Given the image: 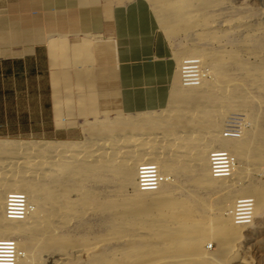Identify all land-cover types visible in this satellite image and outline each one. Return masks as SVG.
<instances>
[{
  "label": "bare ground",
  "instance_id": "1",
  "mask_svg": "<svg viewBox=\"0 0 264 264\" xmlns=\"http://www.w3.org/2000/svg\"><path fill=\"white\" fill-rule=\"evenodd\" d=\"M151 3L167 37L194 34L197 32V25L204 19L200 11L203 3L199 4L200 6H194L190 0H152ZM185 50V57L176 52L179 58L177 59L179 84L182 86L179 79L182 60L198 59L199 66L206 76L190 78L189 86L185 87L189 91V96L186 92L179 91L180 88H173L171 98L174 96L176 102L188 99L201 87L207 91L204 86L209 82L210 72L218 75L223 73L221 68L225 57L222 54H212L204 60V57L195 52L194 48ZM204 64L209 66V70ZM249 74L251 75L250 72L244 73L246 77L251 78ZM226 101L228 105L213 109L217 115H214V111L211 112L212 117L208 123L212 126V130L208 131L205 128L204 137L196 140L191 138L193 132L190 131L192 128L190 126L193 121L187 122L186 131L181 130L184 128L183 117L186 119L183 109L180 111V116L177 115L178 110L174 109L166 116L163 114L151 116L148 121L138 123L123 117L84 122L82 130L86 135V140L83 142L1 139L0 249H4L6 253L3 254V262L22 263L23 252L27 251L32 254L44 252L47 255L57 251V258L61 260L62 252L65 250L67 254L73 252L75 255L70 257L73 259L71 264L76 263V256L79 254H84V259L80 264H199L205 261L202 259L204 254L202 245L207 240L216 242L220 257L225 260L234 259L237 255L235 243L241 236L242 228L237 226L233 219L232 211L236 199H240V204L254 201L252 216H256L255 211L264 204V182L257 183L259 180H254L256 176L250 179L256 183L248 187L240 190H233L231 187L233 193L221 195L217 199L219 208L231 207L225 209L226 216H223L220 211L214 216H208L198 214L189 201L173 196L170 191V184L173 181L164 183V178H162L172 173L179 175L181 171H185L182 162L186 156H189L191 148L187 149L188 144L191 143L194 148H197V156L204 157L206 154L204 142H207L206 149L215 145L223 147L220 149L228 148L229 150H224L230 152L236 158L235 160H238L237 166L228 178L212 177L211 174H219V165L210 166L208 176L210 180L218 182V187L231 186L232 183L225 179L233 177L236 169L239 172V160L247 157L250 148L253 150L250 162L254 163L257 170L255 173L259 175L264 173V144H252L255 142L256 132L252 130L248 110L246 108L234 110L236 98ZM184 108L188 110L187 107ZM237 112L245 114L244 120L239 123V130L243 131L236 137L223 136L221 129L224 120L229 116L228 114ZM162 121L164 124H159ZM94 132L97 134L106 132L111 135L94 140L93 136L97 135L93 134ZM128 140L131 143L126 142ZM94 141H99L101 145H104L100 146V150L95 149V151H102L107 156L109 145L116 144L119 149L116 151H120L122 155L120 166H117L114 160L105 162L106 170L109 169L118 175L115 178L122 183L117 188L120 197L109 198L101 191L94 189L87 191L86 186L79 189L77 186L71 188L66 184L68 180H77L78 178L73 176H78L86 170L89 176H84L82 181L97 183L104 181V178L91 176L98 167L103 169L104 162L87 161L89 150L91 149L90 154L92 155L94 147H97ZM2 154H4L3 158ZM97 156L103 160L100 153ZM197 160L201 161L200 158ZM198 161L195 162L196 166H200ZM151 168L155 176L159 178V180L157 178L158 185L153 187L149 186L153 184L149 178L143 175ZM208 182L210 181L205 177L192 181L194 184L205 185H209ZM214 182L210 184L213 185ZM127 187L132 189L131 195H124ZM72 192H76V199L70 198ZM13 194L23 197L24 210L14 211V217H8L7 203ZM234 197L236 199L231 206ZM78 204L92 206L106 215L103 221L106 225L105 231L92 245H87V243L93 242L94 239L85 238L76 234L75 231L67 233L65 230L63 231L65 233L59 234L52 231L56 228L62 230L69 225L73 216L84 213L79 212L75 207ZM66 205L71 207L64 209ZM139 228L156 231L159 239L152 240L141 234L138 235L135 229ZM11 233H23L25 236L18 243L13 238L1 239L2 235ZM108 236L116 242L105 244ZM8 241L14 244L6 246ZM120 254H122L121 257H119ZM11 260H13L12 263Z\"/></svg>",
  "mask_w": 264,
  "mask_h": 264
},
{
  "label": "rangeland",
  "instance_id": "2",
  "mask_svg": "<svg viewBox=\"0 0 264 264\" xmlns=\"http://www.w3.org/2000/svg\"><path fill=\"white\" fill-rule=\"evenodd\" d=\"M68 1H70V4H68ZM74 1L75 0H0V43L3 42V44H0V56L3 54L2 51L6 49L19 48L24 41L28 40V36L29 40L36 41L35 25L37 21L32 15L33 13L40 12L45 13V15L47 14V19L51 24V17L53 16V13L59 12L62 6L66 9L73 6L72 3H76ZM126 1L127 0H123L121 2H118L117 0H97L95 2L84 1V3H90L93 5H117L120 3L125 4ZM148 1L150 2V5H152V0ZM190 1L194 3V6H200L199 4L203 3V7L200 8V11L204 16V19L197 25V32L194 34L187 33L167 37L161 28L156 12H153L159 25L157 32L160 37L164 38L166 42L169 43L173 51L172 54L178 52L185 57L184 54L186 53L185 51H187L185 49L194 48L195 52L200 53L204 57V60H207L212 54H222L225 57L221 68L223 73L218 75L214 72H210L208 79L209 82L204 86L207 91L201 87L188 99L177 102L175 101L174 96H172L168 106L160 111L138 114L121 113L111 116L77 118L74 121L68 122L66 121V118L62 117L50 118L48 116H39V104L44 103L43 98L38 99V96L33 92H31L27 98H23L19 93L21 87L19 84L15 86L3 84L0 88L3 87L10 90L9 88L14 87L18 90V92L12 93V91H8L5 95L0 92V140H77L83 142L86 140V135L82 130V123L84 122L123 117L129 118L138 123L145 120L148 121L151 116L154 117L160 114L166 116L171 114V111L174 109L178 110V116L181 115V109L184 111L183 114H186V119L183 117L182 120L184 123V128H181L182 131H186L185 128L188 127V121H193V123L191 122L192 124L190 127L192 128L190 131H192L194 135L192 134L191 138L192 140H196L204 137L205 128H207L208 131L212 130V126L208 123V120L212 117L211 112L214 111L213 109H220V106L229 104L226 101L227 99L236 98V102L234 103L236 108L234 110L246 108V110H248L247 114L252 122V130L253 132H256L254 134L255 142L252 144H264V0ZM75 7L76 6L74 4L73 8L69 10H74ZM151 8L154 10L153 6H151ZM22 27L24 30L23 34L26 35L25 37L22 36V32L20 37L15 38L11 37L13 34L7 32L8 29H22ZM31 27L34 28L31 29ZM28 28L30 31H27ZM48 29L49 30L45 32L47 35L55 32L51 27ZM204 66L206 69L209 68L206 64H204ZM245 72H250L251 75L249 74V76H251V78L246 77L244 75ZM29 88L35 89V86L30 85ZM176 88H180L179 91L186 92L189 96V91H187V89L182 87L179 83L176 85ZM175 94L177 95V92ZM3 105L7 107L3 109ZM184 107H187L188 110ZM42 112L44 114L45 110H42ZM214 115H217V112L214 111ZM163 122L164 121L159 122V124L162 125L164 124ZM249 123L250 121L248 124ZM53 127L56 129L55 132L52 130ZM93 134H97V132H94ZM109 135H111V133H99L94 135L93 139H103L104 136ZM94 142V145L97 147H94L92 155L90 154L92 152L91 149L89 150L87 161L96 160L98 162H104L102 164L103 169L98 167V169H95V172L91 174V176L104 178V181L99 183L89 182L87 180L82 181L84 176H89V173L86 170L78 176H73L74 178L77 177V180H68L66 181V184L71 188L77 186L79 189L82 186H86L88 188L87 191L92 189L95 191H101L102 194L109 198L120 197L117 188L121 186L122 183L115 178V176L118 175L109 169L106 170L107 165L105 162L108 160H114L116 162L115 164L120 166L121 163L119 162L122 161V155L120 154V151H116V149H118L116 144L109 145V149L106 152L107 156L104 155L102 151L97 152L95 149L100 150V146L104 145H101V142L99 141ZM126 142L131 143L130 140ZM206 143L207 142H204L203 145L206 152L204 157L197 156V148H194L191 143L188 144L187 149L191 148L189 156H186L185 160L182 162L185 171H181L179 175L172 173L171 175L163 176L162 178H164V183H169L170 180H172L173 183L170 184V191H172V195L189 201L193 204L198 214L214 216L216 212L220 211L223 216H226L224 213L225 209L231 207L227 206L224 209L222 206L219 208L217 205L218 197L228 193H233V190H240L246 186L248 187L249 185L256 183V181H250V179H254L256 176L257 178L254 180H259L257 183L264 182V173H260V175L259 173H255L257 170L254 163L250 162V160L252 161L253 156V150L250 148L247 152V157L239 160V172L238 169H236V174L233 177L225 179L232 183L231 186L226 185L224 187L223 185L222 187H218V182L210 180L208 176V172L210 175L209 152L213 149L223 147L215 145L211 147L212 149H206ZM224 149L229 150L228 148ZM30 151L31 149L29 152ZM98 153L101 154V158L103 160L97 156ZM1 156L3 158L4 154ZM162 156L163 155H161V157ZM165 157L166 156H164V158ZM232 157L234 160L236 159L233 155ZM197 158H200L201 161H198ZM196 161L200 163V166L195 165ZM237 162L238 160L234 161V169L237 166ZM88 167L89 165L87 163V169ZM203 177L210 181L208 182L209 185L192 183L194 179L201 180ZM212 181L214 182L213 185L210 184ZM244 182H246V184H244ZM79 189H77V192L80 193ZM131 194L132 189L127 187L124 195ZM236 197L232 199L231 206L233 205ZM70 198L76 199V192H72L70 194ZM64 207V209H66L71 206L66 205ZM75 207L79 210V212L84 213L73 216L69 225L62 230L56 228L52 231L57 232V234L65 233L63 232L65 230L67 233L69 231H75L76 234L82 235L85 238L88 237L91 240L94 239L93 242L90 241L87 245L96 243V241L99 240L98 236L102 235V232L105 231L106 225L103 221L104 218L106 219V215L92 206H83L78 204L75 205ZM255 213L256 216H253V221H251L253 223H249L248 225H238L235 223L237 226L242 228L241 236L235 243L237 255L234 259L225 260L220 257L217 252L216 242L207 240L202 245V249L204 251L202 259L205 261L199 264H264V204L261 205L260 209L255 211ZM135 232L138 235L141 234L142 236H145V238L152 240L159 239L157 232L153 230L139 228L135 229ZM24 236L25 235L23 233H11L2 235L1 239L13 238L18 243ZM115 242V240L108 236L105 244ZM13 244L14 243L12 241H8L6 246ZM23 253L24 256L21 258L23 262H18L17 264H71L73 259L70 257L75 256L73 252L67 254V251L65 250L62 252L63 256L61 260H58L57 258V251L49 255L44 252L32 254L27 251ZM121 256L122 254L119 255V257ZM82 259H84V254L76 256L75 264H80ZM12 262L13 260H11V263ZM5 263H8V261H5Z\"/></svg>",
  "mask_w": 264,
  "mask_h": 264
},
{
  "label": "crops",
  "instance_id": "3",
  "mask_svg": "<svg viewBox=\"0 0 264 264\" xmlns=\"http://www.w3.org/2000/svg\"><path fill=\"white\" fill-rule=\"evenodd\" d=\"M84 1L97 0H75L74 10L62 6L53 13L51 24L47 14H32L37 21L36 41L27 35L19 48L2 51L0 86L19 84L23 98L31 92L43 98L39 116L62 117L68 122L166 108L179 83V66L176 52L172 54L169 43L157 32L150 2L93 5ZM50 27L55 32L45 34ZM7 32L14 38L21 32L26 36L23 27ZM9 89L1 87L0 92H18Z\"/></svg>",
  "mask_w": 264,
  "mask_h": 264
},
{
  "label": "built area",
  "instance_id": "4",
  "mask_svg": "<svg viewBox=\"0 0 264 264\" xmlns=\"http://www.w3.org/2000/svg\"><path fill=\"white\" fill-rule=\"evenodd\" d=\"M193 76H203L206 74L199 66L198 59L182 60L179 70L180 83L184 87L189 86L190 78ZM223 122L221 133L223 136L236 137L241 134L243 130H239V123L244 120V113H230ZM211 165H219V174H211L214 178H228L234 169V158L230 153L224 149H214L209 155V169ZM147 176L153 184L150 187L157 186L159 178L155 176L154 170L148 169V172L143 174ZM158 178V180H157ZM7 203L6 214L8 217H14V211L24 210L23 197H17L13 194ZM254 201H248V204H240V199H236L233 208V219L238 225H246L252 221ZM26 211V210H25ZM1 245V244H0ZM4 249H0V264H10L3 262V254H6Z\"/></svg>",
  "mask_w": 264,
  "mask_h": 264
}]
</instances>
